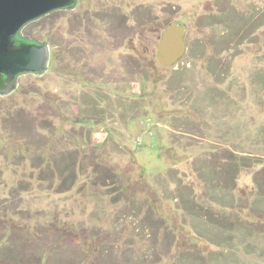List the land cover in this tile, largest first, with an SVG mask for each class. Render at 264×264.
<instances>
[{
  "label": "rangeland",
  "instance_id": "1",
  "mask_svg": "<svg viewBox=\"0 0 264 264\" xmlns=\"http://www.w3.org/2000/svg\"><path fill=\"white\" fill-rule=\"evenodd\" d=\"M22 34L50 64L0 97V264H264V0H79Z\"/></svg>",
  "mask_w": 264,
  "mask_h": 264
},
{
  "label": "water",
  "instance_id": "2",
  "mask_svg": "<svg viewBox=\"0 0 264 264\" xmlns=\"http://www.w3.org/2000/svg\"><path fill=\"white\" fill-rule=\"evenodd\" d=\"M79 0H0V97L12 94L23 75H43L50 64L47 43L22 34L41 18L74 10ZM178 51V50H177ZM175 56L178 57L179 53Z\"/></svg>",
  "mask_w": 264,
  "mask_h": 264
},
{
  "label": "bare ground",
  "instance_id": "3",
  "mask_svg": "<svg viewBox=\"0 0 264 264\" xmlns=\"http://www.w3.org/2000/svg\"><path fill=\"white\" fill-rule=\"evenodd\" d=\"M175 32H176V31H175ZM175 32H174V33H175ZM171 36H172V35H170L168 38L171 39V38H172ZM177 36H178V34H175V35H173V38H174V37H177ZM168 38H167L165 44H166L167 46H168L169 44H170V45H173V44L175 45V41H174V42H171V40H169ZM168 51H169V50H168Z\"/></svg>",
  "mask_w": 264,
  "mask_h": 264
}]
</instances>
